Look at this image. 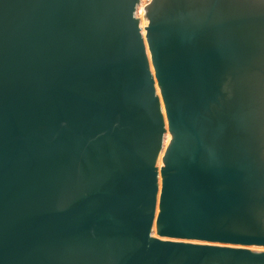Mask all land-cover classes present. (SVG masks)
Listing matches in <instances>:
<instances>
[{
  "label": "water",
  "instance_id": "obj_1",
  "mask_svg": "<svg viewBox=\"0 0 264 264\" xmlns=\"http://www.w3.org/2000/svg\"><path fill=\"white\" fill-rule=\"evenodd\" d=\"M143 2L0 0V264H264V0Z\"/></svg>",
  "mask_w": 264,
  "mask_h": 264
},
{
  "label": "bare ground",
  "instance_id": "obj_2",
  "mask_svg": "<svg viewBox=\"0 0 264 264\" xmlns=\"http://www.w3.org/2000/svg\"><path fill=\"white\" fill-rule=\"evenodd\" d=\"M142 10H144V2L141 4V6L139 7V14H140V17L142 18ZM142 24H147V23H142ZM143 25V26H144ZM169 139H170V135L167 134V139H166V143L167 144L169 142Z\"/></svg>",
  "mask_w": 264,
  "mask_h": 264
},
{
  "label": "rangeland",
  "instance_id": "obj_3",
  "mask_svg": "<svg viewBox=\"0 0 264 264\" xmlns=\"http://www.w3.org/2000/svg\"><path fill=\"white\" fill-rule=\"evenodd\" d=\"M143 3V0H141V4ZM137 15L140 17V14H139V10L137 11ZM144 25V24H142ZM167 139V138H166ZM166 139H165V143H166Z\"/></svg>",
  "mask_w": 264,
  "mask_h": 264
}]
</instances>
